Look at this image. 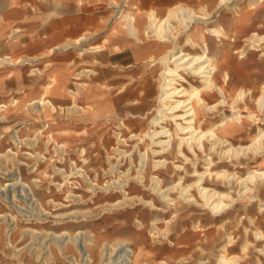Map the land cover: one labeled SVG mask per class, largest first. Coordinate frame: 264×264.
I'll return each instance as SVG.
<instances>
[{
  "label": "rangeland",
  "instance_id": "obj_1",
  "mask_svg": "<svg viewBox=\"0 0 264 264\" xmlns=\"http://www.w3.org/2000/svg\"><path fill=\"white\" fill-rule=\"evenodd\" d=\"M27 1H30V4H26ZM99 1L102 2L88 10L90 15H98V24L95 27L97 35L87 43L86 47L97 43L108 46L82 53L79 48L74 47L68 50L50 51L53 46L62 44L68 34L64 39L48 34L42 18V13L48 9L42 4L39 5L35 0H18L17 6L14 4L17 0H0V56L8 55L14 59L24 56L37 57L34 60L30 59L26 64L0 62V105L5 104L0 108V264H75L76 258L81 264H85L82 263L79 251L75 250L73 243L68 240L65 242L69 245L68 253L65 255L50 237L44 239L48 232L61 233L65 229L71 232L79 229L87 233L91 231L97 236L100 244L121 238L130 240L135 250L133 256H139L154 264L160 260H166L170 264H200V261H207L206 264H219L221 246L228 241L226 236L230 234L233 241L228 245L229 255H241L242 264H256L259 263L258 261L264 264V239L259 238L255 233L259 230L264 233V210L259 209L260 202L264 201V179H258L256 197L249 199L248 196L240 195L238 192L240 186L235 180L229 184L222 176L219 178L216 175L206 176V186L230 190L237 199L222 215H218L208 207L197 203L191 205L180 199L178 192L173 193V196L178 198L173 204H164L160 198L159 204L167 205L163 208L164 211L166 210L164 213L156 214L145 204L122 205L109 209L108 202L117 200L118 196L105 197L103 196L105 191L101 190V194L94 198L83 178L75 175L65 177L67 174L64 171L72 174L73 161H76L88 170L91 179L94 181L97 179L100 184H104L109 176L106 174L109 163H116L118 159L115 152L117 145L127 149L128 154H133L135 164H139L141 159L137 146L140 145L143 152L151 145L148 139L142 141L129 136L133 131L143 134L149 129V118H143V115L148 114L151 117L155 113L156 97L153 96L158 94L157 77L162 68L160 64L150 66L151 63L145 60L150 55L159 56L168 44L149 38L145 41L147 44L141 46L143 43L135 42L128 34L122 18L110 22V15L117 7L112 8L108 3L109 0ZM131 1L130 4L142 6L143 10L154 8L159 11L177 2V0ZM216 2L217 0L187 1L197 9L205 5L209 10L214 9ZM239 4L238 12L230 10L219 12V19L229 37L212 44V54H217L215 62L230 74L228 90L230 96L227 97L225 104L210 111L205 119L207 123L215 122L226 114L233 113L229 106L235 97L231 88L242 86L251 88L253 92L244 99L238 100L235 108H238L242 114L252 112L264 117L255 101L264 84V49L259 46L253 47L252 43L253 46L247 45L250 42L246 40L254 31L264 34V1L252 6L246 0H241ZM17 7L25 10V15L21 18L13 13ZM129 8L132 9L133 5ZM27 15L37 16L36 20L29 18L34 22V27L31 26L33 29L11 37L14 27L28 22L25 20ZM122 32L123 34H120ZM209 38L215 42V37L209 36ZM117 46H121V49H116ZM240 48L244 53L238 51ZM140 65L142 67H138ZM85 69L95 70L90 72V76L81 75V79L78 80L80 82L84 80L83 82L88 84V90L80 97L77 104L88 109L68 113L62 110L60 105L66 107L73 104L74 97L72 93L67 92V88H75L77 73ZM185 76L194 84L202 85L199 78L191 74ZM52 77L57 78L59 82L55 84L52 92L48 93L47 98L51 99L58 109L53 110L49 106L44 107L42 111L32 109L30 102L41 96L45 84ZM145 88L148 98L143 101ZM208 97L211 103H216L222 98L216 90ZM116 132L127 138L128 145H120ZM256 132L257 125L244 116L243 123L232 130V134L227 137L236 145L249 144ZM61 145H64L62 149L59 148ZM176 148L174 142L172 153L164 157L169 161L178 160L177 164H186L191 170L189 175L194 170L192 162H195L198 169L204 170V158L208 155H211L215 162L212 167L214 171L226 170L228 173L236 172L246 176L249 170L264 167V153L259 155L249 153L246 156L232 158L220 153L221 148L211 150L210 143L206 142V151L203 154L198 149L197 159L185 146L191 158L190 164V162L185 163L181 156L176 157ZM128 160L130 155L127 156L125 167L132 166L136 172L134 163L131 164ZM151 162L152 159L148 162V169L152 168ZM170 165L172 166V163ZM172 170L173 167L169 173L162 175L166 186L172 183ZM150 176L147 174L146 186L133 185L131 192L156 196L155 191H152ZM177 177L175 179H178ZM17 180L22 184L19 183L16 189V194L18 193L16 205L24 208L22 211L11 202L14 191L9 183ZM6 190H8V198L5 197ZM194 191L199 198L198 190L195 188ZM20 193L21 196L30 195L29 199L27 200L25 196L22 198ZM199 199L201 201V198ZM4 214H7V218ZM90 214L94 216L89 218ZM156 217L163 221L160 224L161 229L167 224L166 220L174 218L168 224L171 228L170 239L154 236L151 227L152 219ZM43 239L47 244H42ZM244 244L247 245L246 250H243ZM84 250L87 248L84 247ZM94 250L97 253L98 247ZM36 251L40 253L45 251L48 254L36 253V256L34 254ZM95 262L97 263V260Z\"/></svg>",
  "mask_w": 264,
  "mask_h": 264
},
{
  "label": "bare ground",
  "instance_id": "obj_2",
  "mask_svg": "<svg viewBox=\"0 0 264 264\" xmlns=\"http://www.w3.org/2000/svg\"><path fill=\"white\" fill-rule=\"evenodd\" d=\"M187 1L188 0H186V2L178 1L175 4L170 5L163 11H159L154 8L143 10L141 9L142 6H138L134 3L130 4L132 2L131 0L108 1L112 8L117 7L110 15V22L122 18L126 25V29L128 30V34L132 37V39L135 40V42L143 43L141 46H144L147 44L145 43V41L149 38H152L154 41L160 42L162 44L164 43L166 45L168 44L167 48L159 56L150 55L145 60L146 62L151 63L150 66L160 64L162 69L160 71V74H158L159 77H157L159 79V81H157V83H159V85H157L158 94L157 96H153L156 97L154 100L155 113L151 117L148 114L143 115V118H149V129L144 131L143 134L139 131V133H134L133 131V133L129 136V138H136L139 140L141 139L142 141L148 139L149 143L151 144L150 147H147L146 151L143 152L141 146H137L141 158L140 162L138 161L139 164L134 163L135 160L132 153L128 154L129 152H127V149L120 148L117 145V147L115 148V152L117 155L116 159L118 158V161L116 160V163H109V167L106 171V174H108L109 176H107L108 179H106V182L104 184H100L97 179L96 181L91 179L88 170L83 168V166H80L76 161H73L72 174L68 173L64 169V173L67 174L65 177L75 175L76 177L83 178L86 182V185L89 186L87 189H89L90 192L94 194V198L98 197V195L101 194L102 191H105L103 193V196L105 197L118 196L117 200L108 202V204L110 205L109 209L121 207L122 205L134 206L138 204H145L153 212H156V214L164 213L166 210L164 211L163 208L167 205H162V207L161 204H159L161 202L160 198H162L164 204H173L178 200L177 197L173 196V193L178 192L180 194V199L189 202L191 205L193 203H197L208 207L214 214L222 215L228 208H230L234 204L237 199L234 197L230 190H219L215 187L211 188L206 186V176L216 175L218 178L222 176L224 181L228 182L229 184H231V182L235 180L236 183H238V185L240 186V189L238 190L240 195L248 196L249 199H253L256 197L255 192L257 190L256 188L258 187V179H264V167L251 169L246 176H241L236 172L228 173L226 170L214 171L212 167L215 162L211 155H208L204 158V170L198 169L195 162H192L194 170L193 173L189 175L191 170L188 169L186 164H177L176 161L178 160L169 161L167 160V157H164L167 154L172 153L171 150L174 147V142L177 145L176 157L178 158L179 156H181L184 161H186L185 163H189L191 161L190 156L185 150V146L187 147L188 151L190 150L195 155L196 158V156H199L197 152L198 149L199 151H202V153L206 151V142L210 143L211 150H218L219 148H221L220 153L228 155L232 158H239L241 157L240 155L246 156L249 153H252L253 155L264 153V117L258 116V114L252 112L248 114H242L238 108H235L238 100L244 99L248 94L253 92L251 88H245L243 86L239 88H231V90H233L232 93L235 95L234 99L230 102L229 105L233 113L226 114L224 117L212 123H207L205 121L210 111H213L219 105L225 104L227 101V97L230 96V94L228 93V90L230 89V74L227 70L222 69V67L215 62L217 54H212V44H216L217 41H223V39L229 37L226 33L225 26L219 19V12L221 10H230L234 12L240 11L239 3L241 0H217L213 10H209L205 5L197 9L194 6L188 4ZM246 1L253 6L259 2H263L264 0ZM132 5L133 8H129V6ZM81 6L83 12H87V3H84L82 1ZM13 13L17 14L18 18H21L22 15H25V10L23 11L20 7H17L13 11ZM25 20H28V22L24 24H18V26L14 27L10 34L11 37L22 35L32 29L31 26L34 25V22H31L28 17ZM88 25V23L86 24L82 21L78 28L82 27L84 29H81V32L79 34H77L76 36H70L68 34L62 44L53 46L52 48H50V51L53 52L55 51V49L68 50L74 47L79 48L80 52L84 53L91 49L100 50L101 48H107L108 45H102L101 43V45H98L97 43V45L90 44L89 47H86L87 43L90 42L91 39H94V37L97 35V30L95 29V27L91 24L89 26ZM120 34H123V32ZM120 36L122 37V35ZM209 36L215 37V42L212 41ZM111 37H113V35ZM112 39H114V37ZM246 40L250 42L247 45H250L252 43L254 44V46L251 44L253 47L259 46L264 49V34H260L259 32L254 31L246 38ZM226 41L230 42L229 40ZM255 43H257V45ZM120 47L121 46H117L116 49H121ZM193 50L196 51L192 52ZM238 51L241 52L242 49L240 48V50ZM242 53H244V51H242L241 54ZM36 58L37 57L24 56L14 59L11 56L6 55L4 57L0 56V62L5 61L8 64H26L30 59L34 60ZM138 67L142 66L140 65ZM93 71L91 69H85L77 73V80L74 82L75 88H67V92L72 93L74 97L73 104H69L66 107L60 105V108L62 110L67 111L68 113H73L74 111H86V108L88 109V107L86 106H80L77 104L80 97H82V95H84V93L88 90V84L86 82H83L84 80L82 82L78 80L81 79V75L90 76V72ZM185 74H191L192 76L199 78L202 85L194 84L185 76ZM58 82L59 80L57 78L52 77V79H50L49 82L45 84V90L43 91L41 96L30 102V107H32V109L36 108L37 111H42L46 106L51 107L53 110H57V106L52 102L51 99L47 98V96L48 93L52 92L55 84H57ZM215 90L222 96V98L216 103H211L208 96L214 93ZM147 98V90L145 88L143 101L147 100ZM255 101L258 105L259 111L264 115V84L261 87L260 93L255 97ZM127 103L129 102H126V104ZM3 106H5V104L0 105V108ZM139 107L140 106H138V108ZM89 108H91L90 105ZM244 116H246L249 121H252L257 125V132L254 134L249 144L236 145L233 140L227 137V135L232 134V130H235L236 127L239 126V124L241 125L243 123ZM133 117L135 116L133 115ZM123 123L124 122L122 121V124ZM124 125L125 124H123V126ZM117 135L120 145H126L128 143L127 138L123 137L120 132H118ZM13 138H15V135H13ZM63 146L64 145H61V147L59 148L62 149ZM134 149L136 148H133V150ZM129 155L130 160L128 161H131V164L134 163L136 172H134L132 166L130 168L125 167L127 163V156ZM150 159H152V168L148 169V162ZM170 163H172V166L170 165ZM172 167V183L166 186L165 180L162 175L164 173H169ZM101 170L103 171V169ZM147 174L151 175L150 181L151 187L153 189L152 191H155L157 195L153 196L152 194L132 193L131 191L133 185L137 186V184H139L142 186H146ZM176 176H178V179H175ZM19 183H21L19 182V180L9 183L11 184L12 191H14V193H12L13 198L11 202L15 205L18 202L16 198L18 194H16V189L18 188ZM80 184L83 185L82 183ZM195 188L198 190V196L199 198H201L202 202L195 195ZM21 194L22 193H20V196ZM24 196L26 197V199L30 197V195L27 197V195L24 194L21 197L23 198ZM5 197H9L8 190H6ZM16 206L20 211L24 209L18 205ZM259 209L264 210V201L260 202ZM93 216V214H90L89 218H92ZM4 217L7 218V214H4ZM10 217L14 219V216L12 214H10ZM173 219L166 220L167 224H165V227L161 229L160 224L163 223V221L161 222V218H153V226L151 227V231L153 232L154 236H162V238L164 237L170 239L171 228L168 224ZM255 233L259 238L264 239V233L261 230L256 231ZM47 237H50V240L54 241L55 246H57L62 253H65V255H67L66 253H68L69 249L68 243L65 242H67L68 240V242L73 243L76 247L75 250L79 251L78 254H80L81 256L82 263L85 264H154L147 262L145 259L139 256L134 257L133 255L135 253V250L131 246L130 240L127 239L121 238L117 239L114 242L105 241L100 244L98 242L97 236L93 232L90 231L89 233H87L86 231H83L81 229L76 232H71L66 229L61 233L48 232L45 235L44 239ZM226 237L228 238V241L224 242L221 246V254L218 259V263L242 264L241 255H229L228 245L233 241V237L230 234ZM44 239L43 241H41L42 244L45 243ZM45 244H47V242ZM82 245L87 248V250H84V247H82ZM95 247H98L97 253L94 250ZM246 248L247 245L244 244L243 250H246ZM36 253L39 254L40 252L36 251L34 254ZM52 255L53 254H51V256ZM96 260L97 263L95 262ZM75 261V264H81L78 258H76ZM258 262L259 263L256 264H263L262 261ZM206 263L207 261H200V264ZM155 264L170 263L166 260H160Z\"/></svg>",
  "mask_w": 264,
  "mask_h": 264
},
{
  "label": "crops",
  "instance_id": "obj_3",
  "mask_svg": "<svg viewBox=\"0 0 264 264\" xmlns=\"http://www.w3.org/2000/svg\"><path fill=\"white\" fill-rule=\"evenodd\" d=\"M35 1H37L39 5L42 4L48 9V11H44L42 13L43 26L47 27L48 34L55 38L62 37L63 39L65 38L66 34H69L71 36L80 33L81 29H84L82 27L78 28L82 21L86 24L88 23L89 25L91 24L92 26L96 27L97 25L96 22H98L97 20L98 17L97 15H90V12L88 10H90L93 6L102 2L99 0H35ZM82 1L84 3L90 4L88 6V9L86 10L87 12H83L81 6ZM178 1L179 0H177V2ZM18 3L19 2L17 0V2H15L14 4L17 5ZM26 4H30V1H27ZM27 17L33 20H36L37 18V16L35 15H33V17L27 15ZM51 21H54V23H51Z\"/></svg>",
  "mask_w": 264,
  "mask_h": 264
}]
</instances>
